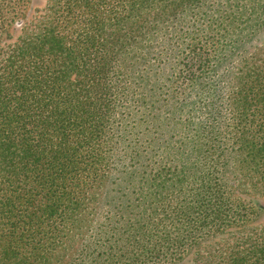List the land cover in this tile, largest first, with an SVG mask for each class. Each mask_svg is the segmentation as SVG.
<instances>
[{"label":"trees","instance_id":"1","mask_svg":"<svg viewBox=\"0 0 264 264\" xmlns=\"http://www.w3.org/2000/svg\"><path fill=\"white\" fill-rule=\"evenodd\" d=\"M0 0V264H264V0Z\"/></svg>","mask_w":264,"mask_h":264},{"label":"rangeland","instance_id":"2","mask_svg":"<svg viewBox=\"0 0 264 264\" xmlns=\"http://www.w3.org/2000/svg\"><path fill=\"white\" fill-rule=\"evenodd\" d=\"M34 5L37 7H40L41 5H43L44 0H34ZM260 203L262 204V206L264 207V196L259 198ZM260 221L264 222V215L262 216V218H260Z\"/></svg>","mask_w":264,"mask_h":264}]
</instances>
